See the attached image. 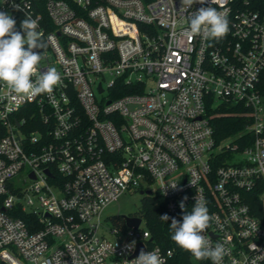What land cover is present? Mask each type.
<instances>
[{"label":"built area","instance_id":"1","mask_svg":"<svg viewBox=\"0 0 264 264\" xmlns=\"http://www.w3.org/2000/svg\"><path fill=\"white\" fill-rule=\"evenodd\" d=\"M207 6L0 0L18 26L38 18V71L62 77L33 99L0 83V264H127L139 243L168 264L139 210L137 228L104 218L127 192L160 193L180 222L203 199L223 264H264V0H212L230 22L218 40L187 31ZM227 104L246 123L218 140L209 107Z\"/></svg>","mask_w":264,"mask_h":264},{"label":"clouds","instance_id":"2","mask_svg":"<svg viewBox=\"0 0 264 264\" xmlns=\"http://www.w3.org/2000/svg\"><path fill=\"white\" fill-rule=\"evenodd\" d=\"M205 4L209 0H181L182 8H190L194 3ZM201 7L191 14L187 31L190 36H200L204 40L222 39L230 31V22L223 11L211 6ZM18 7V6H16ZM16 29V20L6 11H0V83L5 84L9 92L26 99H33L42 94H52L54 88L62 82V77L55 67L38 71L42 59L41 51L45 47L42 32L38 31V18L26 16ZM35 76V79L33 77ZM175 187V186H173ZM187 197H184L186 200ZM180 208L185 210L183 200ZM162 221L171 219V239L181 249L189 252L196 260H211L212 264H223L228 250L224 244L213 246L205 235L213 217L209 214L206 201L196 199L190 212L185 210L182 222L160 216ZM135 242L125 247L131 251ZM127 264H166L159 250L140 251L139 256Z\"/></svg>","mask_w":264,"mask_h":264},{"label":"trees","instance_id":"3","mask_svg":"<svg viewBox=\"0 0 264 264\" xmlns=\"http://www.w3.org/2000/svg\"><path fill=\"white\" fill-rule=\"evenodd\" d=\"M16 29L19 31L20 26L16 24ZM44 41V40H43ZM46 47V43H45ZM44 47V48H45ZM127 90L125 92H131ZM122 93L114 94L120 95ZM244 109L240 105L227 104L221 105L215 109L209 107V111L212 114L211 123L214 127V132L218 140H222L230 135H233L241 131L246 123V117L240 113ZM139 213L147 220V225L152 232L156 243L164 248H173L174 254L169 259L168 264H210V260H196L189 252L181 249L172 241V230L170 229L169 220L162 221L160 216L167 214L166 210V198L160 193H154L144 196L141 199V205L139 207ZM168 215V214H167ZM21 216L26 220L29 218L27 214L21 213ZM112 223L119 226H125V219L123 215H113L110 217Z\"/></svg>","mask_w":264,"mask_h":264},{"label":"rangeland","instance_id":"4","mask_svg":"<svg viewBox=\"0 0 264 264\" xmlns=\"http://www.w3.org/2000/svg\"><path fill=\"white\" fill-rule=\"evenodd\" d=\"M143 195L140 192H127L118 197L117 200L110 203L105 211L104 218H109L113 215L134 214L139 210Z\"/></svg>","mask_w":264,"mask_h":264},{"label":"water","instance_id":"5","mask_svg":"<svg viewBox=\"0 0 264 264\" xmlns=\"http://www.w3.org/2000/svg\"><path fill=\"white\" fill-rule=\"evenodd\" d=\"M124 219L126 220V223L128 226L130 227H134L137 228L141 218L138 216H131V214H127V215H123ZM144 246L142 243L138 244V248L136 250V252L134 253V255H138L140 253L141 250H143Z\"/></svg>","mask_w":264,"mask_h":264}]
</instances>
